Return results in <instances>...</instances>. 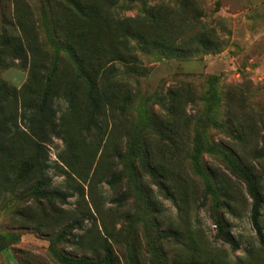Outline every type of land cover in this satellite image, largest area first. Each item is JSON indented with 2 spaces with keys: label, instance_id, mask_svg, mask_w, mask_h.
Instances as JSON below:
<instances>
[{
  "label": "rangeland",
  "instance_id": "374dc122",
  "mask_svg": "<svg viewBox=\"0 0 264 264\" xmlns=\"http://www.w3.org/2000/svg\"><path fill=\"white\" fill-rule=\"evenodd\" d=\"M79 1L0 0V264H264V0ZM86 24L133 54L95 110L60 44Z\"/></svg>",
  "mask_w": 264,
  "mask_h": 264
},
{
  "label": "trees",
  "instance_id": "16d2710c",
  "mask_svg": "<svg viewBox=\"0 0 264 264\" xmlns=\"http://www.w3.org/2000/svg\"><path fill=\"white\" fill-rule=\"evenodd\" d=\"M71 3L76 7L75 12L82 16L81 18L86 20L87 22H90L93 20V18L97 17L95 10L90 4L86 3H81L79 0L72 1L70 0ZM7 17H5L4 14H2L1 21L7 22ZM104 26V25H103ZM104 33L108 35V28H103ZM97 33V29L91 25H85L82 28L70 32L71 38H67V40L63 43H60L65 50L66 55L73 60L75 66H76V73L73 77V81L70 82V87L69 90H76L80 89L81 85L85 86L86 92V108L88 106L91 107L92 110H95L97 107V100L98 98L95 97V87L97 86V80L95 79V76H100L102 77L105 82L110 81V78L108 75L113 72V62L115 60H121V61H127L126 60V55L130 56V58L133 57L132 52L130 51L131 47L128 45V41H126V51L121 53L120 50L118 49H112L108 51L106 54L105 52L100 48L98 44H91L87 41V36H94ZM12 40L10 39L9 36H7L4 33L0 34V49L2 48H11L12 52L14 55L19 58L21 57L22 53V46L21 44L17 41L16 43L11 42ZM87 43L86 45H84ZM164 49L170 51L171 53L173 51H176L173 46L170 45H165ZM107 63H110V65H107ZM1 60H0V66H2ZM128 70L131 72H135L132 68V66H127ZM52 75L49 77V81L52 79V76L55 74V70H51ZM61 88H64L60 85H57V87L54 89L53 94L59 95L62 91L64 95H66V92H63ZM49 97V96H48ZM105 101L109 102L111 99V96L109 94H104ZM51 99V97L49 98ZM71 101V98H68L67 101ZM83 101V100H82ZM31 108V106L29 107ZM42 117V112L40 114ZM89 116L91 117V112L89 113ZM7 121V119L5 120ZM29 122V123H28ZM31 120L28 119L27 124L24 123L29 129V131H32V125H31ZM0 126H4L2 123H0ZM5 127V126H4ZM12 134V133H9ZM26 141H28L31 146L37 150L43 149L40 147L38 142L32 141L27 137L26 135ZM30 163L23 164V166L30 167ZM32 167V166H31ZM251 195H253V203L251 205L250 213H249V220L251 223V226L253 230L255 231L256 235L258 238L263 240V234H262V229L259 225V209L261 208V205L264 203V198L259 196L257 194V191L251 190ZM88 264H96L94 262H89ZM187 264H192V263H187Z\"/></svg>",
  "mask_w": 264,
  "mask_h": 264
}]
</instances>
